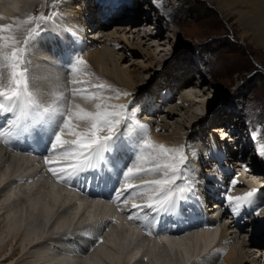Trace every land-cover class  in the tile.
Instances as JSON below:
<instances>
[{"label": "bare ground", "instance_id": "1", "mask_svg": "<svg viewBox=\"0 0 264 264\" xmlns=\"http://www.w3.org/2000/svg\"><path fill=\"white\" fill-rule=\"evenodd\" d=\"M49 1L51 2V6H53L55 8V9L53 8L55 10L53 12L62 21L63 20L68 21V20H70L68 18H72L73 23H70L72 26L69 25L66 21H64L69 27L73 28V29H71V31L74 30V28H76L75 31H78L79 29H83L82 41L84 40V38H86V40L90 41L91 44L94 43L95 40L92 41V39L91 40L88 39L89 35L87 34V31H86V29L88 27L89 17L87 18V20L85 19L86 22H83L85 25L82 24L81 28H77L76 25L78 24V21L75 18L76 15L72 12V10H70V11L66 10V9L63 10L62 5H63V3H65L64 0H49ZM104 1L109 2V0H103V1H101V0H90V2H89V5H90V3H92V5L93 4L95 5L93 7V9L95 7H97V4H98L99 9L101 10V15H103L102 22L97 21L98 20L97 19L94 23H92L94 25L93 26V32L96 31V29H97L98 32L102 33V36L100 38H104L102 40L103 42H112V41H116V40H114L116 38H113L109 34L104 32V29L98 30V26L99 27L101 25L106 26L107 24L109 25V24H111V22H113L111 16H113L114 13L115 14L118 13V11H114V9H117L118 5H119V7H120V5H122L121 6L122 9H125V8L129 9V8H131L137 4H136V0H125V4L123 3L124 0H111L107 4ZM211 1H214L216 3L218 9L223 14V16H225L227 18L228 17H230V18L235 17L236 18V22L241 29V35L240 36L242 39L245 40V39L249 38L251 40L255 39L257 42H264V0H211ZM115 2H116V6L114 5ZM20 3L21 4L23 3L25 8L29 9L33 5H35V0H0V24H2V23L3 24H15L17 21H24L27 19L26 17H23V12H25L26 10L25 11L21 10V6H19ZM79 4H81V3H79ZM164 4H165V1H164ZM72 5H73V3H72ZM24 6H22V8H24ZM107 6L109 9H107ZM98 7L95 8L94 10H98ZM155 11H156L155 15L157 18H154L152 20V18L149 17V24L144 23L145 26L143 24L140 25V27L142 29L144 27H147V25H150V26L154 25L150 29H147V30L143 29L144 33H146V36L154 34V32H155L154 30L156 28L157 29L162 28L161 23H164L165 25H167L166 16L160 15V13L158 14L157 12L159 10H157V9ZM106 12H108V13H106ZM72 15H73V17H71ZM80 16H82V15H80ZM161 17L163 18V20L160 22L159 20L162 19ZM119 25H121V24H119ZM50 26H52V25H50ZM58 28H59V30H58ZM112 28H113V26L111 27V29ZM60 29H61V27H59V26H55V28H54V30L58 31L57 34L61 36ZM159 31H160V29H159ZM159 31L157 33H159ZM50 35H52V34L47 33L46 36L50 37ZM51 39L54 42L55 46H57L55 43L56 42L55 38H51ZM60 39H62V37H60ZM62 41H63V43L66 42V40H63V39H62ZM126 41H128V39ZM114 43L116 44L118 42H114ZM20 44H21V40H20L19 45ZM19 45H17V46H19ZM45 45H47L46 42H45ZM96 47L97 48H95V50L93 52H91V54L93 55L94 60L99 67L97 69H100L98 71H104V68H106V67H103L104 62L110 58V54L106 49L105 50L100 49L98 44ZM28 48H29V50H31V55L29 57H31L32 62L34 60L38 61V57L43 56L42 52L40 50H37V52H36L32 48H30V47H28ZM45 53H48V50ZM62 54H63V57H65V58L71 56L69 49H65L62 52ZM44 56H46V54H44ZM75 57H76L75 55L72 56L73 60L71 59V63L65 62L63 60L64 62L61 63V69L60 70L57 66L50 67L49 65H45L46 61L44 58L41 61V64L45 67L40 66L39 70H38V72L40 73L41 79H37L36 80L37 82H35L36 85H38L37 89H36V85L34 84V82L29 79L30 81L28 83L29 84L28 87L29 88L34 87L33 90H29L30 94L33 93V98L30 96V100L36 101L37 96L39 98V96H41V93H43L42 91H44V93L42 95H43V97H45L47 94L46 93V91H47V89H46L47 84L46 83L48 81L47 79L49 78L51 80L53 75H55V74H56V76H59V72L66 66H69V68H70L71 65L74 63ZM148 57H150V58L153 57L156 60L157 59L156 52L149 51ZM64 64H67V65L63 66ZM36 66H38V65H36ZM3 70L5 72H3ZM7 73H8V70L6 68H0V74L3 75V80L0 82H2L4 84L7 83V78H6ZM60 75H61V72H60ZM120 75H121V77H123L124 79H127L129 82L132 83L133 78L131 77V75L127 74L125 70H121ZM136 76L139 77L138 75H136ZM35 78H34V80H35ZM139 79H140V77H139ZM98 83L102 84V82L97 81V79L96 80L94 79V84L97 85ZM110 83H112V82H110ZM91 85H92V83H91ZM88 86L89 85H85L81 88L88 87ZM106 86H108V87L105 90H103L101 93L102 97L106 101L109 100L110 105H116L117 98L115 96H117V95L114 96L115 92H114V90H112V87L110 86V84L106 85ZM42 87H43V90H41ZM35 89L37 90L36 92H39L38 94L35 93ZM44 89H46V91ZM187 89L188 88H184L183 92H182V96H180V99L183 101V104H178L177 105L178 109L177 108L176 109L179 110V107H181V108L186 109L187 112L190 113L192 110L191 108H193V106H196V105H195L194 100L191 99V97H189L190 92ZM123 95L124 94H122L121 96H123ZM170 96H171V94H170ZM43 97L41 96L40 99H42ZM169 97H166L163 100V102H168L167 100ZM111 98L114 100L115 103L112 101ZM136 99L141 100L139 97H137ZM128 100H129V97L126 96V102ZM145 100H146V102H145L146 104H145L144 108H146V110L149 111L153 108L152 106H154V103L152 104V102H151L152 100H150L148 98H146ZM84 102L85 103H79V105L88 111H94L95 110V104L98 101L88 100V101H84ZM44 103L45 104L42 107L40 105H36V102L33 104L29 101H21V102H18L17 105H15L11 111L3 110L4 113H1L2 115H0V132H3V133L13 132L8 136H0V164L7 163L6 164V166H7L6 170L5 169L2 170V167L0 166L1 167L0 192H1V190H3L4 191L3 193H5L4 195L2 194L3 198L2 197L0 198V226H2V224L4 225V232H3L4 236H3V234H0V237H1L0 243H2L4 241V239H7L8 237H11L10 238L11 240H13V239L16 240V238L18 236H20L19 239H20V241H22V243L23 242L26 243L27 245L31 246V248H34V247L37 248V246L44 244L45 241L48 242V241H50V239L55 240V244H59L57 246H60L62 252H59L58 250H56L55 245H51V244L47 243L48 245H46V246L48 247V249L52 252H55V253H51V254L45 253L48 251H47V248L46 249L44 248V252H42L38 256L35 255L36 257H35L34 263L35 264H74V262H79V260H82V258H80V255L78 253L73 256V255H70L67 252L63 251V249L68 248L69 250H71V248H72L71 242H70L71 244L65 243V241L67 240L65 235L69 234L71 227H73L75 230L78 229L77 231L81 232L82 227L85 226L84 223H87L89 218L91 220L97 219L98 217H101L102 214H106V212H108V211H113L114 210L113 207L111 205H109V203H107L108 199L101 201L100 199H98L100 197H95V198H93V197H81L77 193L73 192L71 189H68L64 184H58V183L53 182V180L46 179L43 174H42L43 175L42 177L39 176L42 172H41V170H38V169L42 166L44 167V164H45L44 160H42L44 152L46 151V148H47V150L50 151L51 145L54 141V137L56 134H54V135L48 134V141L47 142L45 140L42 141V144L44 143L43 146L46 147V148L43 147V150H41V149L39 150L38 147L32 143L33 144L32 145L33 150L39 156H35V155L30 156L29 155L27 157L21 151L15 152V154L13 156H8L7 152L5 151V148L1 146V145H3V146L6 145V147L10 148L12 146L10 143L11 141L12 142L15 141L19 146H22L24 143L23 142L18 143V141H16V140L25 141L26 139L24 140V138H27L28 137L27 135L32 133V130H34V131L37 130V131H40V133H41V131L43 130V127H41L42 124H38L37 126L32 125L30 128H28L23 123L25 121L28 122V119H30L29 122H32L33 124L34 123L36 124L37 121H40V123L41 122L45 123V121L48 122L50 116H49V114H47V112H45V109H48L49 105L52 104L51 99L47 98L46 100H44ZM194 108H196V107H194ZM43 109H44V111H42ZM168 110L169 111H168L167 115L170 116L171 119H173L174 115L176 114V111L175 112L172 111V110H174V108H168ZM0 111H1V109H0ZM23 111H26V114H22ZM42 112L45 114L43 115ZM136 112H137V110L136 111H129L127 113L128 114L127 118L128 119L131 118L132 120L138 121L139 118H138V115L136 114ZM192 113H193L192 116H194L193 120H192L193 121L192 125L195 126L199 122H201L204 117L201 115V113L197 112L196 109H194V111H192ZM147 114L148 113H145L147 118H150L148 116L153 117V115H147ZM15 115H18L19 118L17 120H15V123H14L13 120H14ZM21 115L24 116L22 118V120H21V117H22ZM150 120H152V119L151 118L148 119V121H145L143 123V125H148L149 128L151 126H153V124H155L156 121L153 123H150L151 122ZM47 125H49V123H47ZM231 125H233L234 127L238 126L237 123L236 124L231 123ZM43 126H45V124H43ZM229 126L226 125L227 129L229 128ZM32 127H33V129H32ZM238 127H242V130H244V128H245V131L249 130V127H245V125H243V124H242V126H238ZM52 128H56L55 125ZM52 128H50V130ZM151 128L153 129V127H151ZM168 128L169 127H167V125H165L164 127H157L155 130L159 131V129H161V130H167L168 131L169 130ZM221 128H223L222 130L226 132V130H224L225 127H223V126L215 127L213 131H219V130H221ZM242 132H244V131H242ZM230 133L231 132H229V135L224 134V133L223 134L225 135L224 137H226L225 140L228 141L230 139L229 144H230L231 148L229 146L227 149L233 155H234V153L236 154L237 158H235V159L232 158V156L229 157L226 155V153H229V152H227V149L225 147H224L225 149L220 148V146H222V145H219V142H217L215 134H212L208 139L211 141L212 146H213L212 151H211V148L208 151L210 153V157H211V165L214 164V166H216L217 162H219L218 166H216V170L219 172H222L223 178L226 177V179L223 180L222 184H220V185L217 184V182L220 181V179L219 178L215 179L214 176L210 177V180H209V178L206 179L207 182L212 183V184L210 183L211 185L207 186L205 182L200 183L202 180H200V182H198V184L200 183L201 185H203L202 187H206V188H209L210 186H212V185L214 186L215 184H217L218 187H215V189L218 191L220 190L218 193L220 195H221V192L223 191L224 197L218 201V203L220 202V205L218 206V208H214V209L212 208V209H210V211H208V209H207V213L203 214L202 213L203 211L197 212V209H198V207H196L197 205L193 206V207L192 206L190 207L188 205V203H187L188 201L193 202L192 198H191V200H190V198L188 200L186 198H183V201H185L186 205H188L191 208L190 211L193 212V213H191V217H192V220L195 224H197V222H198V220L196 222L195 219H199L198 215L200 213L202 214L200 216V218L203 217V215H204L205 217L211 216L212 218L215 219L216 215L214 216V212L218 211L220 209V215L216 216L218 218L217 220H218L219 228H220V224L223 226L228 225V224H232V225H234L233 227L237 228L236 232H238L239 229H241V224L244 221V219L247 218V216L254 215L255 213L258 212L257 210H259L260 206L262 207V203H261V200L259 198H263V197H262V194H260L257 201H255V200L253 201V199L255 198V197H253L252 200L250 201V203L239 207L236 211H233V205L231 208V207H229L230 204L228 203L229 204L228 205L226 202V194H227L228 189H230V187L234 186L233 188L230 189L229 194L232 196H240V195H243L244 193H246V192H243L241 190L243 188V187H241V185H243V186L245 185V187H247L248 185L251 184L250 186H248V187H250V191L253 189H255V190L260 189V188L263 189L264 187H260L258 185L253 186L255 188L251 187L253 182L251 181V179L249 178V176L245 172H243L244 174L240 175L236 171V168L235 169L233 168L234 165H229L228 163L227 164L225 163V161L223 159L224 154H225L227 160H231V162L233 160L241 159L242 162L245 161L247 164H249L252 167L251 169L253 170V172L259 171L258 170L259 166H257V169H256L255 164L251 160L252 155L250 153L246 154V152L250 151L251 148L253 149L254 143L252 144L251 140H247L245 143L246 144L245 146L242 145L241 142L236 144L237 142H234L233 139L230 137ZM245 133H246V135L248 134V132H244V133L240 132V135H241L243 140L245 139L244 138ZM178 135L181 137L180 132ZM233 135L235 136V133H233ZM236 135H237V133H236ZM262 135L263 134L261 133L260 138L262 137ZM34 138H36V137H34ZM175 138H177V137H175ZM71 139H73V137H71ZM156 139H157L158 143L160 141H164L166 143L173 144V145L178 144V142L175 143V141H173L172 139L167 138V137H166V139H165V137H163V139L161 137L154 138V140H156ZM184 139L185 138H182V141H184ZM221 140H222V138H221ZM132 142L133 143L135 142V140L133 138L130 139V143H132ZM153 142L156 143L155 141H153ZM42 144H41V146H42ZM247 145H250V147H247ZM25 146H26V144H25ZM191 148H193V147H191ZM222 148H223V146H222ZM213 152H215V154L217 155V156L215 155L217 159H215V157H214V162H213V157H212V156H214ZM255 154L256 153H254V155ZM116 160H118V158H116ZM262 162H264V160ZM220 163L223 164L222 167L219 165ZM11 165H14V167H11ZM99 165L101 166L100 162H99ZM257 165H258V163H257ZM45 166L47 167L46 164H45ZM190 166L194 167L193 165H190ZM185 167L183 168V170H185ZM12 168H14V169H12ZM223 168H224V170H223ZM8 169H10V171ZM99 170H100V172L97 173L95 176H94V174H93V176H91L90 173H92V172H89V174H90L89 180H93L94 178L97 179L98 176H100V179L103 177L105 179L106 183H108V181H109V184H111L110 177L105 176L107 174L105 172L103 173L104 169H102V166L100 167ZM191 170H193V169H191ZM239 170L242 171V169H239ZM7 171H9L8 174L10 173L8 176L6 174ZM31 171L32 172L36 171V172L31 175ZM195 171L198 172V174H199L198 177L196 176V178H194V177H191V178L193 180L201 179V177L199 178V176H202V174H201L202 171L200 172V169H197V168H195ZM4 172H6V173H4ZM184 173L187 174L186 171L183 172V174H182L183 176L180 174L181 178L178 179L176 182L177 187H183L186 185V183L190 182L189 180H191V178L188 176L189 174L184 176ZM190 174H192V173H190ZM80 175L82 177H84L85 172L84 173H82V171L78 172L76 175H74L70 178V181L74 182L75 180H77L79 178ZM219 175H221V174L219 173ZM111 176H112V174H111ZM16 177H18V178H16ZM87 177H86L85 181L87 180ZM158 178H160V174L148 175V176H143V177L134 179L132 181V183L139 184L141 182V180H152V179H158ZM10 179H12V180L10 182H8V184H7V181ZM243 179H245V180H243ZM183 180H184V182H183ZM233 180L238 181V183L236 185H233L232 184ZM81 182L83 183L84 179ZM194 184H196V183L194 182ZM119 188L120 187L115 189V191L117 192V190ZM196 189L199 190L198 187L194 186L193 190L195 192H197ZM257 192H258V190L256 191V193ZM185 193H188V192H185ZM185 193L182 196H184ZM180 197H179V199H181ZM211 197H212V195L208 196V203H210L212 201ZM212 198L214 199V196ZM68 205H69V207H68ZM209 205H211V204H209ZM66 206L68 208H64L65 210L66 209L71 210V212L73 210V212L70 215L69 214H67V215L62 214L61 217H59V215H58V217H57L58 219H56L57 223H55V227L53 226L54 227L53 232L56 233L57 237L49 238L48 237L49 234L44 232L45 227H47L49 224H51L52 217L55 216L54 214H56V210H57L56 208L60 207V209H62V207H66ZM127 206L128 205L124 204L121 206V208L124 209V208H127ZM175 209L177 211H179L177 209V207ZM82 210L83 211L85 210L86 212L88 211V217H87L88 220L84 223H77L76 222L77 225H75L74 224L75 220H73V219H75L76 214L80 213V211H82ZM62 211H64V210H62ZM112 213L116 217V220L119 219L118 223L108 227V230H106V232H105L106 235L104 236V241L103 242L98 241V243L94 246L92 251H90V253H88V255L84 258L83 264H212L213 260L210 261V259H209L210 256H208V254H206L208 251V248H210V246L212 244H216V247L223 253V256H224V250L226 248V245L231 244V247H232V244L235 245L234 243L236 241L232 237H231V241L230 240H224L225 238H224L223 232H221V230L219 228L218 229H212V230L203 228L200 230H198V229L194 230L192 233H190L189 235H186V236H177L176 234H173V235L164 234L161 236L160 240L162 242L160 243V242L155 241V239H147L146 237H144L141 234V232L139 231V229L137 227H134V226L130 225L129 223H126L125 221H121L122 217L124 219H126V217L128 215L127 213H125V214H123L122 212L120 213L117 211V209H115ZM134 213H135V211H134ZM195 214H196V216H194ZM2 216L4 217L3 219H2ZM263 216H264V206L261 208V210H259V215H256L255 218H257V219L255 221L264 222V220H258V218H262ZM225 217L230 219V221H229L230 223L224 222ZM53 221H54V219L52 220V223H53ZM73 224H74V226H72ZM89 226L92 227L91 225H89ZM228 226L230 227V225H228ZM245 227H246V225H245ZM67 229H69V230H67ZM62 230H64V232ZM228 231H229V229H228ZM234 232L235 231H233V232L229 231V233H228L229 237L232 236V234ZM225 235H226V233H225ZM61 240H62V242H61ZM191 242H192V244H191ZM249 243H250L251 247L253 248V251L257 255H259L260 258L264 257L262 250L260 251V249L263 247L264 243L258 244L257 241H252ZM64 244H66L67 246ZM24 246H25V244H23V247ZM26 249H27V247H26ZM19 253H20V251H19ZM237 254L238 253L236 251V248L231 249V251L229 253V258L234 261V264L238 263V260L236 259ZM16 255H18V253H16L14 256L6 257L4 254L0 253V264H10L11 260ZM139 255H141V256L146 255V256L139 258ZM250 255H252V254H250ZM243 257L246 260L248 255H244Z\"/></svg>", "mask_w": 264, "mask_h": 264}, {"label": "rangeland", "instance_id": "2", "mask_svg": "<svg viewBox=\"0 0 264 264\" xmlns=\"http://www.w3.org/2000/svg\"><path fill=\"white\" fill-rule=\"evenodd\" d=\"M110 1L111 0H109V2ZM64 2L65 3L62 5L63 10H72V12L76 15L75 18L78 21V24L76 25L77 28H81L82 24L85 25L83 22H86L90 15L87 14L86 11L93 10L91 7L95 6L94 4L93 6L89 5L90 0H64ZM109 2L107 1L106 4ZM116 2L114 3L115 6ZM166 3L167 2L165 1V4ZM40 4L41 2H39V0H35V5L26 9V11L31 10L33 7H37ZM136 4L137 5H134L129 9H122V5H120V7L118 5L117 9H114V11H118V13H114L113 16H111L113 22L109 25L107 24L106 26H98V30L104 29V32L109 34L111 37L121 40L115 44V48H118L114 49L112 45L102 41L104 39L100 38L102 33L98 37L101 39L99 42L100 45L98 43L99 48L104 50L106 49L110 54V60H106L103 65V67L106 68H104V71H99L104 77H106V80L102 81V84H110V86L113 85L112 90L115 92L114 96L117 95V93L122 95L129 93L130 91V93L133 92L135 99H133L132 96V101L134 100V102H130L131 95L128 94L123 95L124 97L121 95L115 96L117 98L116 103L123 102L122 104L127 105V113L129 111L137 110L136 114L138 115L141 125L145 122V120L148 121V119L151 118L152 120H150V123L156 121L155 124L151 126L153 129L150 127L152 132L156 131L155 129L157 127H164L165 125L169 127L168 131L159 129V131H157L158 138L161 137L163 139V137H165L166 139L167 137L175 141V143L178 142V144L173 145L164 141H160L159 143L164 145L166 144L168 145L167 147L174 148L179 147V145L185 146L187 153H189L190 165L200 169V172L202 171V176H199L202 180L200 183L205 182L207 186L211 185L212 183L207 182L206 179L209 178L210 180V177L213 176L215 179L219 178L221 181L223 173L216 170V166H218L219 162H217L216 166H214V164L211 165V157L208 151L210 148L212 151L213 146L211 141L208 139L212 134H215L211 132L215 127L222 126L221 124L225 120L230 123L232 122L231 118H233V116L231 117V115L233 114H231L232 112L228 110V106H233L237 103L241 107L249 110L253 115V121L255 122L257 119L262 123L259 128H261V133L263 134L262 138L264 139V42H257L255 39H253V41L249 38L245 40L242 39L240 36L241 29L236 22V18H227L223 16L216 3L211 0H173L172 5L170 7L168 6V9L175 13L173 19L169 22L167 20V25L161 23L162 28H156L157 30H154V34L146 36L143 29H150V25H147V27H144L143 29L140 25H144V23L149 24V17L153 20V15L155 13L153 14L152 12L151 14L147 12L146 15L144 14L143 18L142 14L144 11L142 10V0H136ZM19 6H21L22 9V6L24 5L23 3H20ZM53 8L54 7L50 5L49 9L51 12L55 11V8ZM107 9H109L108 6ZM161 10L157 13L165 15L167 19L166 12L164 11V13H161ZM71 17H73V15ZM68 19L70 20L63 21H66L69 25H71L70 23H73V20L72 18ZM162 20L163 18L159 21L161 22ZM112 26L113 28L111 29ZM62 28L63 27H61V29ZM81 30L83 31V29ZM158 31L159 33H157ZM22 36L23 33L22 35L18 34L19 39H21ZM62 39L65 40L63 36ZM91 39L92 41L95 40V38H90V40ZM127 39L128 41H126ZM64 43L67 45V42ZM149 51L156 52V60L153 57H148ZM204 53L208 55V63L212 68H210V74L204 76L201 74L200 76L199 71L194 69V66L195 63L198 64V61L202 60L199 57H201ZM84 57L85 61L90 59L95 68H99L91 53L86 54ZM121 70H125L127 74L131 75L133 78L132 83L121 77ZM194 74L198 75V83H196V79L192 76ZM136 75H138L140 79ZM94 79L96 80V78ZM97 81L100 80L97 79ZM182 88H188L187 90L190 92L189 97L194 100L196 105L191 108L192 110L190 113L181 107L177 110V105L183 104V101L180 99L183 92ZM126 96L129 97L127 102ZM136 96L141 100L136 99ZM166 97H169L167 100L168 102H163ZM146 98L152 100V104L154 103V106H152L153 108L149 111L144 108ZM112 101L114 102L113 99ZM168 108H174L172 111H176L173 119L167 115L169 111ZM194 109H196V111L201 113L204 117L203 120L195 126L192 125L194 117L192 116V111H194ZM145 113H148L147 115H153V117L148 116L150 118H147ZM247 115L248 118L251 119L248 113ZM245 119L246 117L242 115L240 117H236V120H234L233 123H237L238 126H242ZM249 125L252 124H247L245 127H249ZM242 131L245 132V128ZM179 132L181 133V137L178 135ZM215 137L217 142H219V145L223 146L221 143L223 140H221L220 134L218 136L216 133ZM182 138H185L184 141H182ZM222 146H220V148L225 149L224 147L222 148ZM247 147H250V145H247ZM227 152H229L228 149ZM248 153L252 155L251 160L255 164L256 169L257 166H259L258 170L260 174H264L263 160L256 154L254 155L252 148L250 151L246 152V154ZM213 155L214 156L212 157L214 162V157L217 159V155L215 152H213ZM226 155L229 157L232 156L234 159L237 158L235 153L233 155L229 152L226 153ZM6 164L7 163L0 164L2 170H6ZM190 165H185V170H183L184 172L186 171L187 174L195 172V168ZM203 165L207 168H203ZM219 165L222 167L223 164L220 163ZM11 167H14V165H11ZM233 168H236L238 174H244L243 171L238 169L239 167L237 168L236 166H233ZM8 170L10 171V169ZM9 171L4 173L8 176L10 174H8ZM219 173L221 175H219ZM255 178H258V176ZM252 182L254 183L255 181ZM248 186L245 187V185H241V187H243L241 190L243 192L250 191V187ZM253 186L255 185H252L251 187ZM233 187L234 186L230 187V189ZM230 189H228L227 194L230 193ZM257 190L258 192L254 196L256 199L254 198L253 201H257L260 194H262V197L264 198V188ZM3 192L4 191L1 190L0 198H3V195L5 194ZM263 198H259L261 200L262 207L264 206ZM68 207H62V209H60V207L56 208V214L52 217V220L54 219L53 223L51 220V224H49L50 226L48 225V228L45 227L44 229V232L49 234V238L56 235V233L53 232V229L55 227V223H57L56 219H58V215L61 217L62 214L70 215L73 212V210L71 212V210L66 209V211L64 209ZM229 207L232 208V205H229ZM262 207L260 206L259 210H261ZM259 210L257 211L259 212ZM256 215L257 213L252 216H247V218H245L242 222L241 229H239L238 232H236L237 228L236 230H230L228 225L223 226L220 224L219 229L223 232L225 238L224 240L231 241V237L236 240L234 243L235 245L232 244V247L231 244L226 245V253H224L221 264H234V261L229 258V253L233 248H236L238 253L236 256V259L238 260L237 264H260L261 260L264 261V257L260 258V256L253 251V248L249 243L252 241H257L258 244L264 243V222L255 221L257 219L255 218ZM87 217L88 211H80V213L76 214L75 219H73L75 220L74 224L77 225L76 222H86L88 220ZM3 218L4 217L2 216V219ZM258 220H264V216L262 218H258ZM74 224L72 226H74ZM227 228L230 232L235 231L230 237L228 235L229 231ZM72 229L73 227H71L70 231ZM3 232L4 225L2 224V226H0V234H3L4 236ZM10 238L11 237H8L0 243V253L4 254L6 257H11L18 253V255L11 260L12 264H35V257L44 252V248H47L48 251L45 253H55L50 251L46 246L48 244L53 245L49 241H45L44 244L37 246V248H31V246L20 241V236H18L16 240H11ZM50 241H53V243L55 242V240ZM23 244H25L27 249L25 246L23 247ZM261 250L264 255V245L260 251ZM244 255H248L246 260L243 257Z\"/></svg>", "mask_w": 264, "mask_h": 264}, {"label": "snow or ice", "instance_id": "3", "mask_svg": "<svg viewBox=\"0 0 264 264\" xmlns=\"http://www.w3.org/2000/svg\"><path fill=\"white\" fill-rule=\"evenodd\" d=\"M44 19L43 15L29 16L26 20L17 21L15 24H0V68L8 70L7 83L0 82V109L11 111L21 101L35 103L34 100H30L28 70L24 66V56L29 42L37 34V28L28 30L22 47L17 46L20 43L18 34L22 35L24 26L31 24L33 20L39 23ZM85 66L86 61L83 57L76 56L71 65V73L74 77L71 81L74 86L72 95L85 96L98 101L95 104V110L88 111L78 104L69 108L53 106L45 109V112H60L64 116L62 126L51 145L50 155L45 157V164L49 166V171L61 181H69L78 172L95 167L103 159L104 150L128 115L127 105H109L102 97V91L108 86L104 84L93 86L90 81L75 79L83 72ZM2 80L3 75L0 74V81ZM78 85L89 86L76 87ZM117 95L120 94L117 93ZM58 99L61 98L58 97ZM10 134L0 132V136ZM65 136H71L73 139H66ZM145 137L135 157L136 163L129 166L123 174V184L115 193V199L119 201L124 193H130L132 197H136L148 192L150 193L148 203L133 204L132 208L166 210L177 197L182 196L191 187L187 184L183 187L176 186L186 157L180 148L154 143L147 135V128H145ZM155 174H161L160 178L141 180L139 184L132 183L134 179ZM237 183L236 180L232 181L233 185ZM256 191L253 189L240 196L226 194V200L233 205V211H236L239 207L250 203ZM129 219H142V217L133 213Z\"/></svg>", "mask_w": 264, "mask_h": 264}]
</instances>
